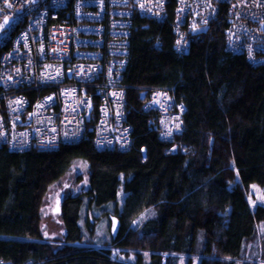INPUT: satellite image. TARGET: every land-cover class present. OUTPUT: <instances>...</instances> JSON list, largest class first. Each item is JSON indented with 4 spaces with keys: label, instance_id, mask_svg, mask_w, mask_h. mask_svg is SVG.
<instances>
[{
    "label": "trees",
    "instance_id": "obj_1",
    "mask_svg": "<svg viewBox=\"0 0 264 264\" xmlns=\"http://www.w3.org/2000/svg\"><path fill=\"white\" fill-rule=\"evenodd\" d=\"M224 9L190 36L187 53L174 48V1L162 21L134 16L121 81L130 150L96 147L97 105L79 141L56 151L0 148V260L178 264L173 256L180 255L188 264L194 257L199 264H238L248 258L264 224V206L254 209L249 199L253 185H264V65L228 50ZM158 89L185 106L183 132L173 141L161 138L157 114L144 108ZM77 160L88 165L90 178L81 194L62 200L66 233L59 246L44 238L41 208L48 188ZM88 243L103 247L83 245ZM113 249L135 254V262L113 257Z\"/></svg>",
    "mask_w": 264,
    "mask_h": 264
},
{
    "label": "built area",
    "instance_id": "obj_2",
    "mask_svg": "<svg viewBox=\"0 0 264 264\" xmlns=\"http://www.w3.org/2000/svg\"><path fill=\"white\" fill-rule=\"evenodd\" d=\"M170 1L176 51L187 53L190 36L225 8L228 50L264 65V0H0V148L56 151L79 141L97 105L96 147L130 150L121 81L133 19L162 21ZM40 89L49 90L31 96ZM144 108L157 114L162 139L183 132L185 106L169 90L153 91Z\"/></svg>",
    "mask_w": 264,
    "mask_h": 264
},
{
    "label": "rangeland",
    "instance_id": "obj_3",
    "mask_svg": "<svg viewBox=\"0 0 264 264\" xmlns=\"http://www.w3.org/2000/svg\"><path fill=\"white\" fill-rule=\"evenodd\" d=\"M241 107L242 104H239L238 108L241 109ZM89 178L90 172L88 165L82 160H77L74 162L71 170L65 176L48 188L41 208L42 229L46 241L52 244H59V246L64 245L63 240L66 230L63 225L61 212L57 211V201H60L62 210V200L69 195H79L84 190H86L88 187ZM124 197L125 193L123 190H121L118 197V206L116 209L117 213H119L122 209ZM249 199L254 209L258 205L264 206V185H253L249 189ZM116 225L117 221L116 218H114L113 230H115ZM83 245L93 248L103 247L96 243H88ZM249 251L250 255L248 258H246L245 261L238 262V264H264V224L260 226L257 240L254 241L251 247L249 246ZM144 256L147 260H149L151 254L150 252H144ZM113 257L132 263H134L136 260L135 254L129 253V255L126 256L123 252L117 249H113ZM173 257L178 260V264H188L187 256L174 255ZM199 261L200 260L198 257L193 258V264H199Z\"/></svg>",
    "mask_w": 264,
    "mask_h": 264
},
{
    "label": "water",
    "instance_id": "obj_4",
    "mask_svg": "<svg viewBox=\"0 0 264 264\" xmlns=\"http://www.w3.org/2000/svg\"><path fill=\"white\" fill-rule=\"evenodd\" d=\"M57 211L62 212L61 206H60V201H57Z\"/></svg>",
    "mask_w": 264,
    "mask_h": 264
},
{
    "label": "snow or ice",
    "instance_id": "obj_5",
    "mask_svg": "<svg viewBox=\"0 0 264 264\" xmlns=\"http://www.w3.org/2000/svg\"><path fill=\"white\" fill-rule=\"evenodd\" d=\"M5 23H7V20H5Z\"/></svg>",
    "mask_w": 264,
    "mask_h": 264
}]
</instances>
